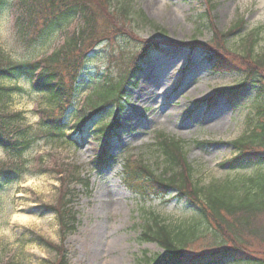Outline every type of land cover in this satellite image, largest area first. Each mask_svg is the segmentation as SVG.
<instances>
[{
  "label": "rangeland",
  "instance_id": "1",
  "mask_svg": "<svg viewBox=\"0 0 264 264\" xmlns=\"http://www.w3.org/2000/svg\"><path fill=\"white\" fill-rule=\"evenodd\" d=\"M135 2L159 29L134 25L136 34L131 39L117 37L113 47L123 52L120 60L117 55L110 59V42L97 45L81 72L74 103L89 111L87 99L98 101L96 92L104 90L105 81L115 83L125 77L127 59L139 50L140 41L157 39L160 47L125 79L128 103L117 114L106 109L83 132L75 131L77 125L69 115L64 129L70 136L49 140L39 124L38 111L46 104L45 94L33 90L23 77L3 82L16 88L3 110L20 111L24 119L19 123L28 127L34 141L21 156L29 161L27 172L18 180L0 185V264H51L56 256L44 246L45 240L63 245L68 264H147L145 255L161 253L155 243L139 239L148 213L158 214L174 227L191 222L193 217L198 219V215L196 207L185 197H178L175 190L143 201L121 181L123 159L128 155L143 159L160 173L162 160L154 153L156 132L183 140L193 178L200 184L232 178L237 173L225 164L236 155L230 142L244 132L248 116L264 106V96L258 97L256 83H251L239 91L233 103L228 101L218 91L235 84L241 75L214 72L203 48L187 44H210L213 31L224 33L242 20L238 30L222 39L223 47L218 46L236 53L249 49L253 54L260 53L264 46V0ZM11 11L10 7L0 14V55L18 61L48 55L73 27L80 26V21L74 20L44 38L28 42L15 34ZM252 32L254 41L242 40ZM143 82L149 86L146 92L140 89ZM114 115L119 117L120 127L114 133L104 128L100 131ZM105 149L112 159L99 164L97 158ZM15 159L18 157H11L0 147V162L18 161ZM59 163L77 166L79 178L88 182L87 187L83 182L69 185L75 195L69 204L75 229L64 240L58 217L50 207L59 198L60 178L54 170ZM259 166L252 163L238 173L251 175ZM200 235L194 250L215 242L208 231ZM220 264L241 263L224 259Z\"/></svg>",
  "mask_w": 264,
  "mask_h": 264
},
{
  "label": "trees",
  "instance_id": "2",
  "mask_svg": "<svg viewBox=\"0 0 264 264\" xmlns=\"http://www.w3.org/2000/svg\"><path fill=\"white\" fill-rule=\"evenodd\" d=\"M10 7L15 34L28 42L44 38L50 31L66 27L74 20H79L80 26L73 27L64 36L62 44L43 57L18 61L0 55V147L11 157H18L15 159L18 161L0 162V184L18 180L27 172L29 161L21 159V156L34 141L28 127L19 123L24 119L20 111L7 113L3 110L10 92L16 90L5 86L4 81L23 77L33 90L45 94L46 104L38 111L39 124L46 139L60 140L66 136L65 120L69 115L77 125L75 131L83 132L91 126L92 119L106 109L120 110L126 98L125 79L137 72L141 61L161 44L153 38L140 41L139 50L127 59L125 77L121 76L115 83L105 81L104 90L96 92L99 100L93 102L88 98L90 108L85 111L74 103L81 72L96 46L103 41L110 42V59L117 55L120 60L123 52H116L113 47L117 37L135 36L134 25L139 28L150 26L156 30L159 27L138 8L135 0H0V14ZM242 25L240 20L224 33L213 31L215 35L209 41L211 45L207 42L189 44L203 48L214 71L241 75L235 84L220 90L231 103L238 98L239 91L251 83H256L255 94L264 96V46L257 54L250 49L236 53L218 46L223 47L222 39ZM244 38L255 40L253 32L245 34L242 40ZM253 114L246 119L244 132L230 142L236 155L225 164L229 170L237 172L232 178L200 184L193 178V168L184 151L183 140L160 131L154 136V153L163 165L160 173L143 159H135L131 155L123 159L121 181L140 200L146 201L150 196L166 195L175 190L178 197H185L196 207L198 215V219L193 217L191 222L174 227L158 214L149 212L142 222L139 239L155 243L162 251L153 256L145 255L144 262L220 264L224 259H231L241 264H264V106L257 107ZM117 127L119 118L114 115L100 131ZM109 159L112 158L107 150L97 158L99 163ZM252 163L260 165L254 173H238V169ZM59 164L54 165L60 178L59 198L57 204L50 207L58 217L61 240H64L67 233L75 229L74 213L69 206L75 195L69 185L83 182L87 187L88 182L79 178L77 166ZM203 230L208 231L215 242L194 250ZM43 244L55 253L51 264H68L66 250L61 243L57 245L45 240Z\"/></svg>",
  "mask_w": 264,
  "mask_h": 264
},
{
  "label": "bare ground",
  "instance_id": "3",
  "mask_svg": "<svg viewBox=\"0 0 264 264\" xmlns=\"http://www.w3.org/2000/svg\"><path fill=\"white\" fill-rule=\"evenodd\" d=\"M148 88H149V86L146 84V82H143L140 89L143 90L144 92H146V90H148ZM147 94L149 95L150 93L147 92ZM148 97H151V96L149 95Z\"/></svg>",
  "mask_w": 264,
  "mask_h": 264
}]
</instances>
